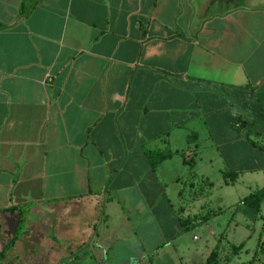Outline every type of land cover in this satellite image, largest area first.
<instances>
[{
  "label": "crops",
  "instance_id": "crops-1",
  "mask_svg": "<svg viewBox=\"0 0 264 264\" xmlns=\"http://www.w3.org/2000/svg\"><path fill=\"white\" fill-rule=\"evenodd\" d=\"M22 2L0 0V253L43 214L103 264L160 260L189 190L213 188L201 164L260 168L264 0ZM155 150L174 156L153 169Z\"/></svg>",
  "mask_w": 264,
  "mask_h": 264
},
{
  "label": "rangeland",
  "instance_id": "rangeland-1",
  "mask_svg": "<svg viewBox=\"0 0 264 264\" xmlns=\"http://www.w3.org/2000/svg\"><path fill=\"white\" fill-rule=\"evenodd\" d=\"M236 153L240 154L244 160L240 159L235 161L236 163L215 162L210 167L201 164V170L206 171L207 177L214 183L213 188L206 187L202 196H199V193L202 192L199 187L191 188L188 197L185 199L186 205L191 208L193 213L199 212L189 216L204 214L200 211L205 204L210 207L205 210L219 209L222 212L212 217L207 223L184 232L177 242L165 249L166 253L162 254L160 260L157 257L154 259L152 257L150 260L141 261L137 264H205L217 246L221 251L218 252L219 260L221 264H225L232 251V246H239L242 243L245 244L243 250L238 256L233 257L228 264H245L253 259L255 253L260 249L259 241L264 242V204L261 211L258 212L244 206L242 200L264 187V153L261 155L260 168H256L255 172L248 170L251 167V164L247 162H251L248 160L250 156L247 153L245 156L242 151ZM232 170L246 172L241 174L235 183L227 184L226 178L221 172ZM194 202L195 204H193ZM17 216L20 217V215ZM44 216L42 214L41 219L37 220L36 232L34 231L32 236L27 233L25 226L22 227V232L19 236L17 235V238L16 233L11 232V229L3 234L2 249L7 252L5 259L0 264H83L85 258L82 257L90 256L92 250L95 255H105L103 251L100 250L99 252V244L93 242L96 240L95 237L90 240L94 244L92 247H90V243L83 246L81 242L76 241V235L70 237L69 243L68 238L64 237L60 231L59 219L45 222ZM99 225L101 230L97 229L102 232L105 227ZM168 228L166 235L177 233L179 225L173 226V223H168ZM127 233L131 234L132 230L128 229ZM52 234L56 236L57 241L50 239ZM116 234V230L107 233L110 238H114ZM154 236L155 242L162 241L161 234L155 233ZM71 239L75 240L72 241ZM34 240H37V246L34 245ZM14 242L16 245L10 247L11 243ZM14 252L19 253V255L16 257ZM68 255L72 258H66ZM99 256L96 257L95 263L93 261L84 264H103L102 258L104 256ZM76 257H80V261H77ZM117 264L123 263L118 262ZM255 264H264V253L258 256Z\"/></svg>",
  "mask_w": 264,
  "mask_h": 264
},
{
  "label": "trees",
  "instance_id": "trees-1",
  "mask_svg": "<svg viewBox=\"0 0 264 264\" xmlns=\"http://www.w3.org/2000/svg\"><path fill=\"white\" fill-rule=\"evenodd\" d=\"M35 5L33 4V0H23L21 5V16L22 18H26L30 15L32 10L34 9ZM6 26L0 25V30L4 29ZM241 126V125H240ZM191 138H189V141H191ZM249 142H251L249 140ZM252 143V142H251ZM254 146L264 150V147L258 146L254 143H252ZM174 156V152L171 150L166 151H151L147 153L148 160L152 166L153 169H156L161 163L164 161H167L171 159ZM224 176L226 179H229L230 182H235L239 178V174L235 172H225ZM209 185V184H208ZM203 191L199 193V196L203 195ZM242 203L244 206L253 209L255 211H261L262 206L264 204V187L251 193L247 197H245L242 200ZM222 210H206L204 214H200L197 216H187L180 219L181 225L184 229V232L191 231L195 227H197L200 224L207 223L212 217L217 216ZM1 213V211H0ZM2 228L0 225V238H1ZM244 243L240 244L239 246H232V251L229 255V258L225 261V264L230 263L233 257H236L240 254V252L244 248ZM259 247L260 249L255 253L253 259L245 264H255L258 256L260 254L264 253V242L262 240L259 241ZM218 252L220 251V248L217 246L214 251L209 255V257L206 260L205 264H221L218 256Z\"/></svg>",
  "mask_w": 264,
  "mask_h": 264
},
{
  "label": "flooded vegetation",
  "instance_id": "flooded-vegetation-1",
  "mask_svg": "<svg viewBox=\"0 0 264 264\" xmlns=\"http://www.w3.org/2000/svg\"><path fill=\"white\" fill-rule=\"evenodd\" d=\"M4 252L3 253H0V263L1 262H3L2 260H4L5 259V253L7 252V251H5V249L3 250ZM62 261V260H61Z\"/></svg>",
  "mask_w": 264,
  "mask_h": 264
}]
</instances>
